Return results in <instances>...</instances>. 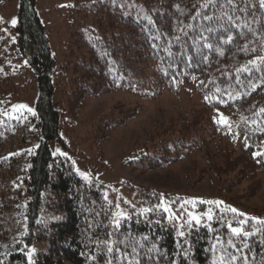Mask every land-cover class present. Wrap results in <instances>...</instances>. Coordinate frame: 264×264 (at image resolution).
<instances>
[{"label":"trees","instance_id":"obj_1","mask_svg":"<svg viewBox=\"0 0 264 264\" xmlns=\"http://www.w3.org/2000/svg\"><path fill=\"white\" fill-rule=\"evenodd\" d=\"M35 4L17 0L15 24L0 26V264H264V209L219 193L239 185L226 149L209 160L223 180L219 200L138 183L133 202L119 197L125 213L114 221L108 185L83 179L68 155L49 147L52 139L67 146L56 92L76 116L103 93L150 100L187 87L199 106L178 127L170 117L164 130L133 142L122 163L162 168L213 134L244 155L246 179L264 174V0H74L78 23L58 70ZM11 37L35 73L32 112H8ZM133 106L94 113L89 132L101 155L114 128L139 112ZM191 203L208 215L178 217Z\"/></svg>","mask_w":264,"mask_h":264},{"label":"rangeland","instance_id":"obj_2","mask_svg":"<svg viewBox=\"0 0 264 264\" xmlns=\"http://www.w3.org/2000/svg\"><path fill=\"white\" fill-rule=\"evenodd\" d=\"M73 2L74 0H36L35 4L48 34L57 70L64 61L70 32L78 23V20L74 18ZM16 7L17 0H0V26L5 31L9 32L13 24ZM9 43L11 44L9 59L14 64V70L9 78L12 89L9 92L8 112L10 114L23 111L32 112L38 94L35 73L27 59L18 52L13 43V37L10 38ZM53 75L56 79V71ZM53 101L61 112L59 134L65 139L67 146H62L59 141L52 139L49 141L52 153L68 155L73 162L74 169L83 179H93L108 185L106 194L114 203V221H117L125 213V207L120 203L119 197L133 202L136 193L132 185L138 183L169 191L174 196L184 194L188 200H192L193 197L194 199L195 197H204L217 201L221 198L219 193L225 196L235 195V201L244 208L264 209V174H252L251 177H247L250 179L241 175L247 165L244 155H241L236 147L218 135H205L208 141L206 146L211 154L206 153L207 147L205 146L195 149L186 158L165 167L143 172L126 167L122 163L124 150L128 149L133 142L145 140L148 132L153 128L164 130L165 128L162 127L170 117L172 118L171 125L178 127V123L180 125L181 119L187 116L190 107L194 104L199 106L198 97L187 87L182 92H164L150 100L140 99L121 90L103 93L100 96L89 97L86 105L77 111L76 116L65 112L66 107L63 102H59L57 92L53 95ZM134 104L140 107L139 112L126 124L114 128L111 137L102 145L101 155L89 132L94 120V113L105 111L111 105H119L125 108L123 110H127ZM224 149L231 154L232 158L236 157L232 160L233 164L230 168L236 172L234 177L238 180L239 185L235 188L231 187L232 189L229 191L218 193L217 188L223 180L221 176L213 172L214 165H211L212 162L209 160L219 161L218 153ZM256 181H258L257 186L254 189H249L252 182ZM247 189L250 192L247 193ZM170 211L173 212V209ZM184 212H187V216L196 221L203 214L208 215L207 210L196 208L192 203L188 206V211L177 210L176 214L178 217H182Z\"/></svg>","mask_w":264,"mask_h":264},{"label":"snow or ice","instance_id":"obj_3","mask_svg":"<svg viewBox=\"0 0 264 264\" xmlns=\"http://www.w3.org/2000/svg\"><path fill=\"white\" fill-rule=\"evenodd\" d=\"M15 22H16L15 19H13L12 23L15 24ZM254 155H257V154L254 153ZM233 211H235V210L233 209ZM233 231L236 232V231H238V229H233Z\"/></svg>","mask_w":264,"mask_h":264}]
</instances>
